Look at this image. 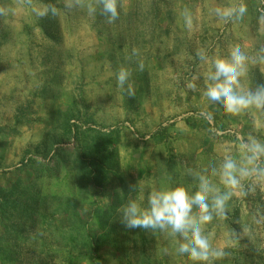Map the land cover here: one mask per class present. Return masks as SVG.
I'll use <instances>...</instances> for the list:
<instances>
[{
  "label": "rangeland",
  "instance_id": "rangeland-1",
  "mask_svg": "<svg viewBox=\"0 0 264 264\" xmlns=\"http://www.w3.org/2000/svg\"><path fill=\"white\" fill-rule=\"evenodd\" d=\"M2 1L0 184L6 186L19 175L31 180L33 172L25 166L29 160L54 165V149L73 147L75 140L66 132L67 117L76 129L119 131L121 165L136 184L143 181L137 196L142 207H147L154 189L184 186L194 192L198 181L189 170H203L226 156L239 159V144L249 136L264 142V109L234 115L204 95L206 76L216 58L228 56L237 45L249 56L264 47V0H118V8L131 14L129 24L103 28L102 34L92 28L96 13L89 15V0L73 8L65 7V0H50L51 5L49 0ZM241 3L247 9L242 19L225 20L214 12ZM185 8L193 14L191 28L185 24ZM55 22L52 33L57 38L48 34ZM133 48L139 50L138 56L132 55ZM198 48L205 50L207 63L196 56ZM120 67L131 72L132 95L127 85H117ZM194 74L200 76L196 81ZM263 80L264 64L250 63L241 78L242 90L254 89ZM49 131L51 138L64 141L45 154L38 149ZM59 179L56 183L64 180L66 192H74L64 175ZM212 179L224 190L218 177ZM242 183L228 202L227 218L204 225L213 248L225 253L210 264H233L237 258L244 264H264V182L257 181L254 192L248 190L252 180ZM115 185L113 180L104 190L93 188L83 201L91 230L92 210L97 202L107 200ZM238 209L236 219L233 214ZM26 235L27 240L17 239L15 260L5 264H64L63 251L44 252L32 233ZM179 240L165 232L167 243L153 251L156 263L201 264L178 252ZM5 242L0 241V247L9 249Z\"/></svg>",
  "mask_w": 264,
  "mask_h": 264
},
{
  "label": "trees",
  "instance_id": "trees-1",
  "mask_svg": "<svg viewBox=\"0 0 264 264\" xmlns=\"http://www.w3.org/2000/svg\"><path fill=\"white\" fill-rule=\"evenodd\" d=\"M118 11L119 18L109 24L99 7L93 17V30L102 34L106 27L117 29L127 26L131 14H125L120 8ZM55 28L56 22L48 33L53 38H57L52 33ZM70 120L71 117L65 119L66 132L73 136L75 145L54 149V165L31 159L25 164L33 172L31 180L26 181L19 175L6 186L0 184V241L10 244L9 249L4 245L0 247V258L4 256L1 264L15 260V250L20 247L17 239L27 240L28 232L34 235V242L41 245L42 251L56 250L58 253V248L63 251L64 264H83L87 260H92L93 264H104L111 256L112 260L107 264L118 261L158 264L153 251L167 243L163 241L165 232L130 230L120 223L118 209L129 199V186L136 183L122 167L118 156L119 131L94 127L76 129L75 125H70ZM187 122L194 126L190 119ZM51 135L52 131H49L41 144L42 149L38 151L46 154L51 146L64 141L61 137V142L57 137L51 138ZM62 175L74 192L68 193L63 189L64 180L56 183ZM113 180L117 186L112 189L108 203L97 202L91 212L90 222L94 225V230H91L83 212V201L89 198L93 188L104 190L106 184ZM138 192L139 189L131 193V198L137 199ZM239 215L238 209L233 217L237 219ZM103 252L111 256L105 259ZM233 264L244 263L237 258L233 259Z\"/></svg>",
  "mask_w": 264,
  "mask_h": 264
},
{
  "label": "clouds",
  "instance_id": "clouds-1",
  "mask_svg": "<svg viewBox=\"0 0 264 264\" xmlns=\"http://www.w3.org/2000/svg\"><path fill=\"white\" fill-rule=\"evenodd\" d=\"M31 4V0H26ZM82 5V0H65V7L73 8ZM100 6L101 14L106 22L111 24L119 18L118 0H89L87 10L89 15L96 13ZM55 14V7L50 6ZM243 3L238 6L216 8L214 12L222 19H242L246 13ZM3 10L0 9V12ZM185 24L191 28L193 23L192 11L188 8L183 12ZM264 23V16L261 17ZM133 56L139 55V50L133 48ZM196 56L202 63H207L208 56L204 49H197ZM264 64V47L259 48L255 55L249 56L239 45L230 49L228 56L216 58L213 70L206 76L204 95L209 101L219 104L230 114L238 115L250 108L264 109V83H257L254 89L242 90L241 78L247 73L249 64ZM139 70H144L143 60L138 62ZM131 72L120 67L117 74V85L134 94L130 82ZM200 78L199 74L192 76V81ZM188 87L195 88V83ZM240 158L226 156L218 164H210L203 170H189L198 181L197 190L190 192L184 186L169 189L152 190L147 197V207H142L137 199L131 198V193L143 184L130 185L127 203L118 209L120 223L127 229L159 230L179 236L178 252L187 255L189 260L210 264L213 259L222 258L225 253L213 248L204 225L214 218L226 219L227 205L235 192L243 187V181L252 180L248 190L255 191L257 181L264 182V142L252 136L239 144ZM214 177L224 186L221 190L213 182ZM246 231V230H245Z\"/></svg>",
  "mask_w": 264,
  "mask_h": 264
},
{
  "label": "crops",
  "instance_id": "crops-1",
  "mask_svg": "<svg viewBox=\"0 0 264 264\" xmlns=\"http://www.w3.org/2000/svg\"><path fill=\"white\" fill-rule=\"evenodd\" d=\"M211 59H212V57H211ZM148 181H149V180H148ZM111 191H112V190H111ZM111 191H108V192H109V195H110ZM103 198H104V197H103ZM105 199H106V198H105ZM108 201H109V198H107V200L104 201V204L108 203ZM102 256L106 259L108 256H111V254L108 253V252H103V253H102ZM104 264H106V262H105Z\"/></svg>",
  "mask_w": 264,
  "mask_h": 264
}]
</instances>
